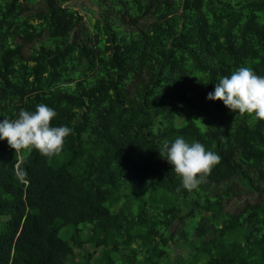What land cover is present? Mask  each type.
<instances>
[{"label": "trees", "instance_id": "trees-1", "mask_svg": "<svg viewBox=\"0 0 264 264\" xmlns=\"http://www.w3.org/2000/svg\"><path fill=\"white\" fill-rule=\"evenodd\" d=\"M96 2L0 0V120L72 129L53 157L0 140V264H264V120L207 99L264 76V0ZM178 136L221 158L192 191L159 154ZM234 182L262 200L224 211Z\"/></svg>", "mask_w": 264, "mask_h": 264}, {"label": "clouds", "instance_id": "clouds-1", "mask_svg": "<svg viewBox=\"0 0 264 264\" xmlns=\"http://www.w3.org/2000/svg\"><path fill=\"white\" fill-rule=\"evenodd\" d=\"M207 99L220 100L229 110L251 116L253 122L264 120V76L249 67H238L219 79ZM56 115L55 109L45 104L37 105L34 112L22 109L17 118L0 120V140L6 139L15 152L36 150L48 157L58 155L72 129L65 125L52 126ZM159 154L172 165L182 187L188 191L204 183L221 159L202 143H189L182 136L172 142L165 141Z\"/></svg>", "mask_w": 264, "mask_h": 264}, {"label": "rangeland", "instance_id": "rangeland-1", "mask_svg": "<svg viewBox=\"0 0 264 264\" xmlns=\"http://www.w3.org/2000/svg\"><path fill=\"white\" fill-rule=\"evenodd\" d=\"M97 0H70V6H73L86 20H93L95 16H97ZM30 7V12H35L37 8L39 9L40 6L36 5H28ZM149 22V21H148ZM233 187L235 188L234 192L235 195L231 198L225 201L224 204V211L234 213L239 211L245 204L247 203H256L260 202L262 200V197L259 193L256 191H249L243 188V186L236 185L234 182ZM183 223L176 222L174 227H178L179 229L182 227ZM192 234L193 231H190ZM189 233V237H190ZM194 234V233H193ZM92 248L90 246H85L83 249V252L91 251ZM181 249H175V255L173 257V254L171 255V258L173 259L181 253ZM78 253V251L76 252ZM77 260V258L75 259Z\"/></svg>", "mask_w": 264, "mask_h": 264}]
</instances>
